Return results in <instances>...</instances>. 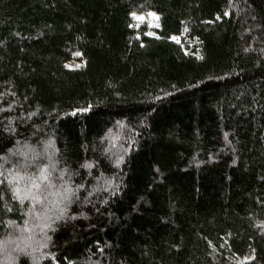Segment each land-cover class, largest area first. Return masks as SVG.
I'll return each mask as SVG.
<instances>
[{
    "label": "trees",
    "instance_id": "trees-1",
    "mask_svg": "<svg viewBox=\"0 0 264 264\" xmlns=\"http://www.w3.org/2000/svg\"><path fill=\"white\" fill-rule=\"evenodd\" d=\"M0 264H264V0H0Z\"/></svg>",
    "mask_w": 264,
    "mask_h": 264
},
{
    "label": "snow or ice",
    "instance_id": "snow-or-ice-1",
    "mask_svg": "<svg viewBox=\"0 0 264 264\" xmlns=\"http://www.w3.org/2000/svg\"><path fill=\"white\" fill-rule=\"evenodd\" d=\"M130 15L134 17L137 20H144L145 17L143 15L138 14L137 12H131ZM149 15H151L154 18H158V14L156 12H150ZM149 35H152V33H149ZM171 39H176V37H171ZM77 55H82V53H77ZM67 67L71 68L72 65H67ZM117 163H119V160H117ZM41 176L44 179H47V176L44 175V172L41 171ZM34 187H39V184H34ZM67 199V197H65ZM35 199H39V197H35ZM47 226V225H46Z\"/></svg>",
    "mask_w": 264,
    "mask_h": 264
},
{
    "label": "rangeland",
    "instance_id": "rangeland-1",
    "mask_svg": "<svg viewBox=\"0 0 264 264\" xmlns=\"http://www.w3.org/2000/svg\"><path fill=\"white\" fill-rule=\"evenodd\" d=\"M145 17L144 20H139V21H150V26H154L157 24V18L152 17L151 15H143ZM84 61L79 60V59H74L69 61L67 64L68 65H72L73 67H78L81 66L83 64Z\"/></svg>",
    "mask_w": 264,
    "mask_h": 264
}]
</instances>
